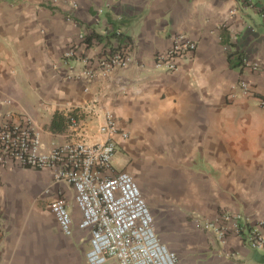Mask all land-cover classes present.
Wrapping results in <instances>:
<instances>
[{"label": "crops", "instance_id": "crops-1", "mask_svg": "<svg viewBox=\"0 0 264 264\" xmlns=\"http://www.w3.org/2000/svg\"><path fill=\"white\" fill-rule=\"evenodd\" d=\"M118 34L127 67L73 76ZM176 35L194 50L175 56L174 69L155 66ZM239 80L264 93V0H0V112L25 116L45 147L102 141L98 126L112 114L127 137H113L111 166L134 178L175 264H264L239 237L218 241L195 226L223 209L264 222V110ZM54 113L61 131L49 129ZM58 195L70 198V187L49 170L0 166V264H86V232L63 235L48 210Z\"/></svg>", "mask_w": 264, "mask_h": 264}, {"label": "built area", "instance_id": "built-area-1", "mask_svg": "<svg viewBox=\"0 0 264 264\" xmlns=\"http://www.w3.org/2000/svg\"><path fill=\"white\" fill-rule=\"evenodd\" d=\"M194 48L188 38L176 35L165 53L154 55V64L174 69L173 58ZM73 55L74 50L69 48L61 58L66 63ZM131 60L130 45L122 37L120 44L99 55L94 68L86 67L73 76L87 80L106 76L127 67ZM241 64L257 69L256 63H248L243 57ZM236 87L242 96L255 97L264 110V93L256 94L244 80H239ZM68 120L75 128L74 118ZM98 131L105 136L99 142L71 138L45 147L25 116L12 120L8 112H0V166L14 163L47 169L54 182L62 181L70 187V198L58 195L49 202L48 210L63 235H70L74 227L86 232V264H102L107 258L113 259L114 264H175L176 255L157 237L152 214L134 178L111 166L116 150L113 137L126 138V133L118 129L110 113L103 115ZM195 226L210 231L218 241L232 234L250 248L264 252L263 221L249 224L241 213L223 209L211 220L195 222Z\"/></svg>", "mask_w": 264, "mask_h": 264}, {"label": "trees", "instance_id": "trees-1", "mask_svg": "<svg viewBox=\"0 0 264 264\" xmlns=\"http://www.w3.org/2000/svg\"><path fill=\"white\" fill-rule=\"evenodd\" d=\"M118 44L121 43L122 37L121 35H116ZM90 40L89 36H86L84 39V42L88 45ZM240 58V57H238ZM64 127V118L59 113H54L51 117L50 123H49V129L51 131L57 132L61 131Z\"/></svg>", "mask_w": 264, "mask_h": 264}, {"label": "rangeland", "instance_id": "rangeland-1", "mask_svg": "<svg viewBox=\"0 0 264 264\" xmlns=\"http://www.w3.org/2000/svg\"><path fill=\"white\" fill-rule=\"evenodd\" d=\"M102 264H114V261L111 258H107Z\"/></svg>", "mask_w": 264, "mask_h": 264}]
</instances>
